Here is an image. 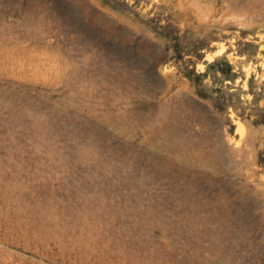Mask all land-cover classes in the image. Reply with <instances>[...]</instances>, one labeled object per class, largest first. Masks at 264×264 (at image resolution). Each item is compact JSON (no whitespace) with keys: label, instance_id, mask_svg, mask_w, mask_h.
<instances>
[{"label":"rangeland","instance_id":"rangeland-1","mask_svg":"<svg viewBox=\"0 0 264 264\" xmlns=\"http://www.w3.org/2000/svg\"><path fill=\"white\" fill-rule=\"evenodd\" d=\"M0 264H264V0H0Z\"/></svg>","mask_w":264,"mask_h":264},{"label":"trees","instance_id":"trees-1","mask_svg":"<svg viewBox=\"0 0 264 264\" xmlns=\"http://www.w3.org/2000/svg\"><path fill=\"white\" fill-rule=\"evenodd\" d=\"M231 68H232L231 65L228 63L226 69H219V71L226 74V73H229L231 71Z\"/></svg>","mask_w":264,"mask_h":264}]
</instances>
